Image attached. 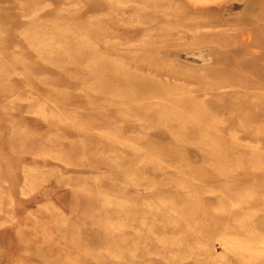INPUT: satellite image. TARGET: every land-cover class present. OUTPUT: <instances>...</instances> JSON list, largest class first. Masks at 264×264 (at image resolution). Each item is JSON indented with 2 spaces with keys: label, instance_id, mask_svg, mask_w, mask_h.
<instances>
[{
  "label": "rangeland",
  "instance_id": "1",
  "mask_svg": "<svg viewBox=\"0 0 264 264\" xmlns=\"http://www.w3.org/2000/svg\"><path fill=\"white\" fill-rule=\"evenodd\" d=\"M262 14L0 0V264H264Z\"/></svg>",
  "mask_w": 264,
  "mask_h": 264
},
{
  "label": "bare ground",
  "instance_id": "2",
  "mask_svg": "<svg viewBox=\"0 0 264 264\" xmlns=\"http://www.w3.org/2000/svg\"><path fill=\"white\" fill-rule=\"evenodd\" d=\"M261 14V13H260ZM264 14H262V16H263ZM258 16H260V15H258ZM264 17V16H263ZM256 21V20H255ZM252 22H253V20H252ZM248 23V22H247ZM256 23V22H255ZM254 23V24H255ZM243 37V36H242ZM197 40V39H196ZM208 42V41H207ZM219 43V42H218ZM194 45V44H193ZM146 91V90H145ZM144 94V93H143ZM194 115V114H193ZM227 261V260H226Z\"/></svg>",
  "mask_w": 264,
  "mask_h": 264
}]
</instances>
